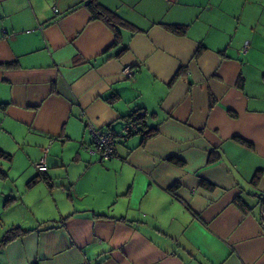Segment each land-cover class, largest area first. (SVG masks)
<instances>
[{
    "label": "crops",
    "instance_id": "0c3cea01",
    "mask_svg": "<svg viewBox=\"0 0 264 264\" xmlns=\"http://www.w3.org/2000/svg\"><path fill=\"white\" fill-rule=\"evenodd\" d=\"M99 2L135 27L119 57L83 0H0V240L29 230L0 264H264V211L233 203L264 194V0ZM138 108L156 134L101 161L87 124Z\"/></svg>",
    "mask_w": 264,
    "mask_h": 264
},
{
    "label": "trees",
    "instance_id": "16d2710c",
    "mask_svg": "<svg viewBox=\"0 0 264 264\" xmlns=\"http://www.w3.org/2000/svg\"><path fill=\"white\" fill-rule=\"evenodd\" d=\"M83 4L91 14V18L95 20H101L103 21L113 32L114 35V41L111 45L110 48L117 47L116 52L114 53L113 56L119 57L121 56L124 52L127 51L128 47L126 43H123V38H122V30L123 29H131L135 30L134 26L129 23L128 21L124 20L121 18L116 12L109 10L105 8L99 0H83ZM167 30H169L171 33L175 35H184L186 33L187 26L186 25H181V24H169L165 25ZM203 46L199 47L195 53V58H198L202 52ZM178 76V73L175 74L176 78ZM145 117L146 113L138 108L133 110L130 114H128L124 120H131L136 122L137 124V130L134 132H131L127 135L133 134V133H141L143 136V141H146L148 138L154 136L156 134V131L153 129H149L148 126L146 125L145 122ZM125 135V136H127ZM239 143L250 146L247 141L244 139H236ZM218 158V153L216 151H211L208 162H214ZM170 161L175 162V163H180L178 160L171 158ZM262 175L261 170H256L250 180V184L253 187H256L258 184V181ZM36 179H32L31 182H34ZM202 186L207 188V189H212L213 184L207 182V181H202ZM251 197V200L247 199L246 197ZM262 196L264 194L258 193V192H252V193H247L245 194H239L237 197H235L233 203L234 205L243 213V214H249L253 212L255 206H259V209L264 211V199H262ZM254 198H256L255 201H252ZM261 224L264 225V215L260 216ZM29 230H23L19 227H14L9 230L4 234L3 238L0 240L1 244H6L17 237L25 234ZM37 264V263H34Z\"/></svg>",
    "mask_w": 264,
    "mask_h": 264
},
{
    "label": "built area",
    "instance_id": "2783aa9c",
    "mask_svg": "<svg viewBox=\"0 0 264 264\" xmlns=\"http://www.w3.org/2000/svg\"><path fill=\"white\" fill-rule=\"evenodd\" d=\"M55 11L57 9L55 8ZM130 70L125 69V73L130 75ZM137 124L131 120H124L120 131L115 132L107 128L93 127L89 123L87 129L92 135L91 151L96 152L101 161H107L115 155V146L118 138L125 136L137 130ZM48 146L43 149V156L35 162V167L39 171H45L47 165L45 162Z\"/></svg>",
    "mask_w": 264,
    "mask_h": 264
}]
</instances>
